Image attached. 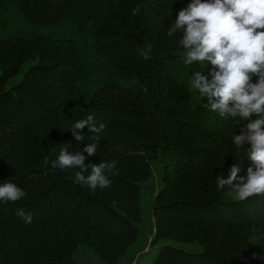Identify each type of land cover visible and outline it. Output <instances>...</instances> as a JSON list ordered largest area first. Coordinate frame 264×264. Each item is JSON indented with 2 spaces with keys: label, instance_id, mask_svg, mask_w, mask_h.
<instances>
[{
  "label": "trees",
  "instance_id": "1",
  "mask_svg": "<svg viewBox=\"0 0 264 264\" xmlns=\"http://www.w3.org/2000/svg\"><path fill=\"white\" fill-rule=\"evenodd\" d=\"M190 2L0 0V184L25 192L0 201V264H82L84 245L115 264L148 240L142 202L157 177L148 264H264V196L234 201L216 187L230 175L231 133L243 121L202 107L189 85L211 64L185 66L179 34L167 36ZM146 43L147 60L137 52ZM88 114L106 127L85 163L118 168L95 192L74 182L79 169L51 166L61 149L93 142L87 126L81 141L70 128ZM236 162L246 176L250 159ZM195 243L200 250L189 249Z\"/></svg>",
  "mask_w": 264,
  "mask_h": 264
},
{
  "label": "clouds",
  "instance_id": "2",
  "mask_svg": "<svg viewBox=\"0 0 264 264\" xmlns=\"http://www.w3.org/2000/svg\"><path fill=\"white\" fill-rule=\"evenodd\" d=\"M139 11L137 5L133 15ZM177 34L180 37L177 43L184 49L181 58L185 66L194 61L202 66L206 62L211 64L207 74L197 71L189 85L192 92L204 99L202 107L223 119L243 121L238 125L239 134L231 133L236 156L228 169L230 175L217 176L216 187L223 191L228 186L227 195L234 201L264 196V0H191L168 27L169 38ZM137 52L145 60L150 59L152 45L146 43ZM86 126L93 134V142L76 153L61 149L51 160V166L60 170L79 169L74 173V182L95 192L111 186L109 175H115L118 168L116 161L85 163L84 153L88 156L97 153L98 134L106 125L97 124L91 114L76 120L70 127L76 141L83 139L82 130ZM244 155L251 166L246 176H238L241 169L236 161ZM48 162L46 157L45 164ZM89 168L91 172L86 175ZM24 196V190L15 183L0 184V201L16 202ZM16 215L32 223L31 213L23 208H18Z\"/></svg>",
  "mask_w": 264,
  "mask_h": 264
},
{
  "label": "rangeland",
  "instance_id": "3",
  "mask_svg": "<svg viewBox=\"0 0 264 264\" xmlns=\"http://www.w3.org/2000/svg\"><path fill=\"white\" fill-rule=\"evenodd\" d=\"M22 77L21 75L13 78L10 84L20 80ZM92 78V77H91ZM90 78V79H91ZM88 87V86H87ZM85 89V88H84ZM84 89H80L81 93L83 94ZM155 189H153L151 194H148L142 202L143 208V219L142 223H140L141 230L145 232L148 236L147 241H139L132 249L128 252V254L116 261L115 264H148L154 258V254L156 253V249L152 247L150 244V240L154 234V219L152 217V208H151V200L156 190L159 186L158 177L156 180L151 182ZM165 243V241H160L158 245ZM191 250H200L201 248L198 247V244H192L188 246ZM77 258L82 264H104L101 258L96 255L92 250L84 245L79 250H77Z\"/></svg>",
  "mask_w": 264,
  "mask_h": 264
}]
</instances>
